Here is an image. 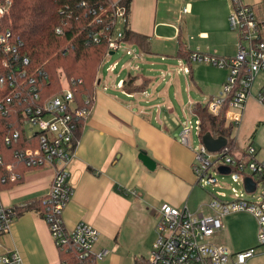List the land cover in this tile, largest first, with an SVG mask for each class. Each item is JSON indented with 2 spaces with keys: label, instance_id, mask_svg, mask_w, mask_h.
Here are the masks:
<instances>
[{
  "label": "crops",
  "instance_id": "0c3cea01",
  "mask_svg": "<svg viewBox=\"0 0 264 264\" xmlns=\"http://www.w3.org/2000/svg\"><path fill=\"white\" fill-rule=\"evenodd\" d=\"M229 6V0H130L126 27L141 40L128 44L138 57L129 56L118 70L117 61L112 62L116 66L108 72L113 73L110 77L98 71L90 117L82 124L75 158L66 168L67 184L73 193L62 214L63 225L70 230L86 222L99 232L94 252L105 249L108 254L95 264H145L156 238L157 210L164 204L208 213L207 204L214 192L196 184L191 170L193 148L183 146L178 136L186 119H192L193 108L204 106L218 94L227 70L188 63V74L175 72L184 76L187 85L197 84V97L203 91L207 101L196 103L189 97V87L185 88L188 95L184 100L174 84V75L165 81L166 72L157 76L155 66L157 60L165 64L186 61L179 52L187 55L196 49L234 56L236 38L227 24ZM184 7L189 11L184 13ZM200 65L206 73H200ZM258 76L260 82H254L246 106L249 102L260 106L256 93L264 76ZM129 78L133 83L128 88L138 90L120 88L118 84L122 86ZM255 122L256 130L242 147L236 140L240 129L236 132V155L242 156L243 149L251 145L256 159L262 160L264 151L254 137L264 119ZM56 167L57 164L25 169L19 183L0 190V205L4 208L19 210L29 204L35 207L16 215L8 232L0 236V255L14 251L22 264L62 263L42 217L43 210H38L40 203L44 204ZM222 223L214 243L226 246L232 253L249 248H255L257 253L258 246L252 247V239H248L249 232L257 229L250 213H231ZM254 257L246 264H256L260 258Z\"/></svg>",
  "mask_w": 264,
  "mask_h": 264
},
{
  "label": "built area",
  "instance_id": "2783aa9c",
  "mask_svg": "<svg viewBox=\"0 0 264 264\" xmlns=\"http://www.w3.org/2000/svg\"><path fill=\"white\" fill-rule=\"evenodd\" d=\"M56 16L60 20L73 16L84 19L89 28L82 37L85 45L105 43L107 51L120 49L131 57H138L130 45L123 41L127 30L128 6L126 0H53ZM230 12L227 19L229 32L236 38V54L222 57L216 53L189 52L188 62L178 61L175 72L188 74V63H202L227 70L224 84L211 100L205 103L206 112L219 116L224 109V126L239 131L245 113L246 103L258 75L264 76V0L245 4L241 0H229ZM14 1L0 0V118L7 121L8 136L0 134V146L10 147L25 135L27 139L37 137L36 147L14 150L10 159L0 156V183H19L21 173L12 172L15 166L27 170L47 165L54 168V176L45 197L42 214L55 247L72 245L79 259L92 258L100 261L108 254L101 249L94 252L99 232L86 222H79L70 230L63 225L62 214L69 204L73 189L68 186L66 170L75 158L74 135L78 123L90 117L91 108L86 99L84 105L76 101L72 87L80 84L73 79L59 75L61 90L52 97H41L39 84L48 79L42 66L31 58L23 37L10 25ZM182 11L188 12L187 7ZM55 36H63L60 25L53 27ZM116 63L107 68L112 71ZM122 88L121 84H118ZM256 100L264 108V82L260 85ZM195 120L186 119L179 133L178 141L193 148L191 136H197L199 146L193 148L194 163L191 170L196 184L221 188L216 175L227 176L244 189L238 192L231 188L230 194L214 190L212 200L207 204L208 213H193L187 208H175L167 204L157 210L156 238L145 264H246L255 254V248L232 253L222 244L214 243L217 232L223 228L224 217L234 212L250 213L256 222V239L264 245V159L257 160L255 149L248 145L242 156H233L225 146L214 153L207 151L201 139L200 118L193 112ZM16 126V128H15ZM211 137V136H210ZM235 140V139H234ZM219 167L229 170L221 172ZM250 178L255 189L248 192L244 179ZM135 193V192H133ZM250 194L251 198L247 197ZM15 208L0 205V236L8 232ZM0 264H22L16 252L0 255ZM62 264V263H58Z\"/></svg>",
  "mask_w": 264,
  "mask_h": 264
},
{
  "label": "trees",
  "instance_id": "16d2710c",
  "mask_svg": "<svg viewBox=\"0 0 264 264\" xmlns=\"http://www.w3.org/2000/svg\"><path fill=\"white\" fill-rule=\"evenodd\" d=\"M15 9L9 19L10 25L23 37L27 44L31 58L35 64L42 66V69L48 75V79L39 84L41 97L47 98L58 94L61 90L59 75H64L67 79H73L75 82L81 81L72 87L76 101L79 105H84L85 100L89 101V107L92 105L91 97L93 95L94 83L98 74V67L104 60L107 51L105 43L85 45L82 37L89 29L84 19L74 20L71 15L64 20L58 19L53 0H12ZM61 3L64 0H60ZM130 0H126L128 6ZM53 9L55 16L52 22L47 17L48 10ZM49 17V16H48ZM51 17V16H50ZM60 25L64 30L63 36H55L54 25ZM141 40L140 35H134L129 30L124 33L123 41L132 44ZM180 57L188 60L189 54L179 52ZM59 70V73L57 72ZM133 83L129 78L122 84V88L129 91L138 90V88H128ZM140 88V87H139ZM193 112L200 118L201 139L203 135L209 134L211 138L222 137L226 140V147L229 153L237 156L236 141L231 136L232 126H224V109L219 116H211L206 112L205 106L198 105L193 108ZM7 121L0 118V134L2 137L8 136L10 130L6 131ZM82 123L76 126L74 143H77L81 132ZM16 128V126H15ZM37 137L27 139L25 135L21 136L19 141L10 147L0 146V156L6 155L8 160L14 150H21L28 147H36ZM26 169L25 166H15L12 172L21 173ZM13 183L1 184L0 190L11 187ZM45 204L40 203L38 210L44 211ZM35 209L33 205L16 210V214H22L27 210ZM43 214V213H42ZM60 262L62 264H95L92 258L80 260L78 252L74 246L63 245L58 247Z\"/></svg>",
  "mask_w": 264,
  "mask_h": 264
},
{
  "label": "rangeland",
  "instance_id": "374dc122",
  "mask_svg": "<svg viewBox=\"0 0 264 264\" xmlns=\"http://www.w3.org/2000/svg\"><path fill=\"white\" fill-rule=\"evenodd\" d=\"M14 9H15V7H14ZM48 14H49L48 15L49 17L48 16L45 17L44 20L47 18H50V21L52 22L53 17L55 16L54 10L49 9ZM127 58H130V57L125 54V50L120 49V50L116 51L109 58L108 61H102L98 67V71L101 74H105V76L110 77L113 75V73L108 74V72H110L107 70V68L109 67V64H111L114 61H117V63H118L117 70H118L120 68V65H122L127 60ZM156 63H157V66H155V69L157 70V76L161 75L163 72H166L165 81H167L169 79V77L171 78L174 75L173 81H174V84L176 85L178 91L180 92L181 98H184V100L187 98L188 94L186 93L185 88L189 87V92H190L189 97L192 98L193 101H195L196 103H198V102L199 103H205L207 101V98L203 97L204 93L202 90H201V95H199L197 97V93H196L197 92L196 91L197 84L194 85L190 81L189 83H191V84L187 85V83H185V79H184L183 75H181L180 73H179V75H176V73H175L176 69L175 68L177 67L178 63H167V64H165V63L160 62V60H157ZM157 68H159V69H157ZM198 68L201 69L200 73L201 72L206 73V68H204L202 65H200ZM57 72L59 73V70ZM187 79H188V81L190 80L189 76L187 77ZM194 82H195V80H194ZM259 82H260V76H258L255 79V83L259 84ZM175 111H176V113H179V110L177 108L175 109ZM245 111L246 112L244 114V117H243V120L241 123L239 135L238 136L236 135L237 136L236 140L238 141V144L241 147L245 144V142H247L246 139L248 138V136H251L253 131L256 130L255 129L256 128V125H255L256 119H258V118L264 119V110L260 106L255 105L252 102H249V104L246 106ZM192 120H195L194 116L192 117ZM234 134H236V130L233 131V135ZM255 138H257V141L259 142L258 145L261 147L262 151H264V124L257 128V132H256V135L254 137V140H255ZM191 141H192L193 148H196L199 146V141L197 139V136L195 135V132H193V134L191 136ZM216 178L222 184V187L221 188H218V187L214 188L212 186H207L208 189L211 190V192L212 191L214 192V190L216 189V190H221V191H223L229 195L231 188H235L238 192H240L244 189V187L242 185H238V184L233 183L231 181V179L227 176L216 175ZM247 197L251 198L250 194H247ZM256 233H257V229L254 232L250 231L248 234V237H249L248 239H252V242H253L252 247L258 246L256 248L258 250L257 253H255V255H253V256H255L254 258H260L257 260L256 264H263L264 263V245H260V247H259V243L257 242V239H256ZM253 262L255 263V261H253Z\"/></svg>",
  "mask_w": 264,
  "mask_h": 264
},
{
  "label": "water",
  "instance_id": "95a60500",
  "mask_svg": "<svg viewBox=\"0 0 264 264\" xmlns=\"http://www.w3.org/2000/svg\"><path fill=\"white\" fill-rule=\"evenodd\" d=\"M109 54H112V52H110ZM202 141L207 151L212 152V153L219 151L220 149L226 146V140L224 138L218 137V138L212 139L209 134L203 135ZM218 170H220L223 173H227L229 171L224 167H219ZM244 184H245V189L248 192L254 191L255 184L251 181L250 178H245Z\"/></svg>",
  "mask_w": 264,
  "mask_h": 264
}]
</instances>
